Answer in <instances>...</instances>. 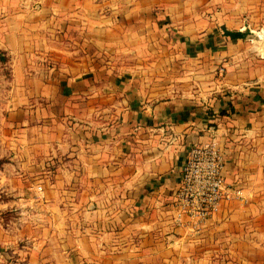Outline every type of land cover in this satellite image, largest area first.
<instances>
[{"label": "crops", "instance_id": "0c3cea01", "mask_svg": "<svg viewBox=\"0 0 264 264\" xmlns=\"http://www.w3.org/2000/svg\"><path fill=\"white\" fill-rule=\"evenodd\" d=\"M210 17L166 0H0L19 80L0 97V145L10 126L37 166L62 157L52 186L80 207L77 222L47 217L26 264H264V0H225ZM209 128L249 203L224 202L192 230L174 224V194Z\"/></svg>", "mask_w": 264, "mask_h": 264}, {"label": "rangeland", "instance_id": "374dc122", "mask_svg": "<svg viewBox=\"0 0 264 264\" xmlns=\"http://www.w3.org/2000/svg\"><path fill=\"white\" fill-rule=\"evenodd\" d=\"M224 1L166 0V3L181 4L187 16H193V18L198 16L200 20L205 21V27L208 19L211 20L210 14L222 12ZM165 22L168 23L169 21L165 20ZM254 36L255 34L252 33L251 36L247 37L246 50L255 53ZM5 52L0 48V97H6V94L3 95V92H6L5 89L14 86L15 82L19 81L14 77L12 63L7 61ZM258 57L264 60V55ZM46 64L50 67L51 62L44 63V65ZM225 71L226 66L220 64L215 69L216 78L221 79ZM8 111L9 109H0V125L7 121ZM9 117L14 121L13 113ZM6 128V131L3 132L9 141L7 143L1 142L3 148L0 145V148L3 149L0 152V264H26L29 257L28 252L32 248H37L38 242L42 246L46 245L47 217L55 215L56 219L59 220L65 217H73L72 219L77 222L79 221L80 207L63 205V202L59 201L67 197L66 192L54 191L52 186L54 181L59 178L58 167L63 164V158L39 159L37 166L36 160L31 158V144L23 141L16 145L14 142V138L23 137L24 139L25 135L14 134L10 126ZM71 181L75 180L71 178ZM39 186L41 190H38ZM70 193L69 197L79 198V192ZM253 196L251 193L250 201ZM248 203L240 204L247 205ZM249 211L251 214L248 215L253 218L252 214L256 208L251 206ZM254 247H248V256L251 252L253 253Z\"/></svg>", "mask_w": 264, "mask_h": 264}, {"label": "built area", "instance_id": "2783aa9c", "mask_svg": "<svg viewBox=\"0 0 264 264\" xmlns=\"http://www.w3.org/2000/svg\"><path fill=\"white\" fill-rule=\"evenodd\" d=\"M208 130L210 138L207 141L193 144L188 149L174 194L173 222L192 230L219 212L224 202L247 201L242 189L225 182L224 150L215 130ZM38 190H41L40 186Z\"/></svg>", "mask_w": 264, "mask_h": 264}, {"label": "trees", "instance_id": "16d2710c", "mask_svg": "<svg viewBox=\"0 0 264 264\" xmlns=\"http://www.w3.org/2000/svg\"><path fill=\"white\" fill-rule=\"evenodd\" d=\"M224 34L229 36L230 38H236V37H241L242 36V33L229 31V30H226V29H224Z\"/></svg>", "mask_w": 264, "mask_h": 264}]
</instances>
